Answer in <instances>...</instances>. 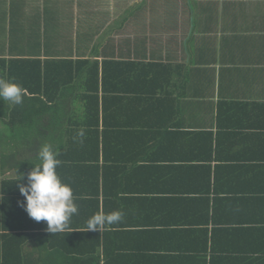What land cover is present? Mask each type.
I'll return each instance as SVG.
<instances>
[{"label":"crops","instance_id":"obj_1","mask_svg":"<svg viewBox=\"0 0 264 264\" xmlns=\"http://www.w3.org/2000/svg\"><path fill=\"white\" fill-rule=\"evenodd\" d=\"M35 57L142 66L100 102L110 132L93 163L107 184L81 182L122 221L87 232L81 213L54 235L43 221L31 264H264V0H0V58ZM43 104L0 100L2 179L69 139ZM65 108L64 134L77 119ZM14 116L34 125L11 130ZM52 238L68 254H48Z\"/></svg>","mask_w":264,"mask_h":264},{"label":"trees","instance_id":"obj_2","mask_svg":"<svg viewBox=\"0 0 264 264\" xmlns=\"http://www.w3.org/2000/svg\"><path fill=\"white\" fill-rule=\"evenodd\" d=\"M141 66L140 63L116 60H104L100 63L98 60L51 57L47 59L0 58V78L15 82L26 89L24 100H37L44 103L43 109H39L40 112L53 111L54 113L48 126L55 133L60 132L63 136L67 134L69 136L68 140L62 136L54 139L52 145L59 148L62 153L59 157L62 164L57 168V172L61 180L72 187L75 202L79 205V213L77 217H72L70 227L81 228V213L86 217H92L108 207L107 199H104L103 204L101 203L99 188L94 189L92 185H89L88 189L81 190V182L99 184L100 181L104 183L108 181V171L105 170L100 174L98 165L93 163L99 160L96 155L97 153L99 155L100 137L106 140L110 132L107 121L103 123L101 129L100 102L102 100L105 103L110 98L117 99L120 92L127 91L123 87L116 86L119 81L117 72L120 75L124 69ZM154 66L157 67V65ZM113 84L114 88L111 87ZM76 102L81 104L80 108H75ZM70 103L73 105V115L76 116L74 118L77 119L65 126L67 131L64 134L62 131L64 122L60 117L64 115L62 111L66 110L65 105ZM25 121H31V124H25ZM33 121L34 118L24 120L14 116L9 127L11 130L19 128L20 125L30 127L34 125ZM38 125L46 128L45 123L42 125L37 123ZM81 129L85 131L82 141L79 138L74 139ZM206 132L194 133L209 135ZM33 166L35 165L25 160L18 162L19 175L13 180L2 179L0 173V264H31L28 250L30 242L32 240L39 242L40 237L46 236L41 231L45 228L43 221L36 222L30 218L25 208L21 206L22 202H25V197L21 195L17 185L22 181L23 176L25 179L21 183L27 184V175ZM26 167H31V170ZM102 190L104 191V188ZM102 195L107 197L106 192ZM52 239L48 254L57 257H60L59 254H68V248L60 246V243H54L56 238Z\"/></svg>","mask_w":264,"mask_h":264},{"label":"clouds","instance_id":"obj_3","mask_svg":"<svg viewBox=\"0 0 264 264\" xmlns=\"http://www.w3.org/2000/svg\"><path fill=\"white\" fill-rule=\"evenodd\" d=\"M25 95L26 89L21 85L0 78V100L22 105ZM84 136L85 131L81 129L74 139L79 138L82 141ZM61 155L60 149L52 144L41 145L38 152L39 163L28 173L27 184L21 183L25 179L24 176L22 181L17 183L19 192L25 197L21 206L36 222L46 221L47 231L53 235L71 232L72 217L79 213V205L75 202L72 187L64 183L57 172V168L62 164L59 158ZM123 217L122 211L106 214L101 210L87 221V232H101L106 226L120 223Z\"/></svg>","mask_w":264,"mask_h":264},{"label":"rangeland","instance_id":"obj_4","mask_svg":"<svg viewBox=\"0 0 264 264\" xmlns=\"http://www.w3.org/2000/svg\"><path fill=\"white\" fill-rule=\"evenodd\" d=\"M48 46H51V45L48 44ZM52 46L54 47V44H53ZM56 47H57V45H56ZM49 48H52V47H49ZM54 48H55V47H54Z\"/></svg>","mask_w":264,"mask_h":264}]
</instances>
